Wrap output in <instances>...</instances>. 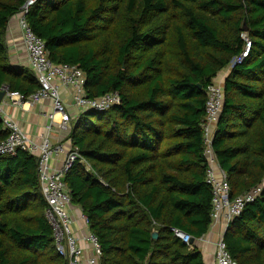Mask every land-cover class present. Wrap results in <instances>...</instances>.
Here are the masks:
<instances>
[{"label":"trees","instance_id":"1","mask_svg":"<svg viewBox=\"0 0 264 264\" xmlns=\"http://www.w3.org/2000/svg\"><path fill=\"white\" fill-rule=\"evenodd\" d=\"M27 1L0 0V88L24 98L39 84L9 63L5 36ZM24 16L52 62L83 71L89 97H121L82 112L67 137L80 157L64 181L98 239L99 263L204 264L170 228L196 240L210 227L202 123L207 87L227 67L212 148L230 198L264 181V0H34ZM242 33L250 52L230 66ZM45 207L36 157L1 156L0 264H65ZM222 238L237 264H264V189Z\"/></svg>","mask_w":264,"mask_h":264},{"label":"built area","instance_id":"2","mask_svg":"<svg viewBox=\"0 0 264 264\" xmlns=\"http://www.w3.org/2000/svg\"><path fill=\"white\" fill-rule=\"evenodd\" d=\"M34 0H28L22 7L21 13L17 17L18 24L22 31V39L26 49L28 68L31 70L39 88L24 98L18 92H11L6 86L0 88L4 91V97L0 100V120L3 128L7 131L4 139L0 140V157L14 155L18 150L26 151L34 155L37 159V179L40 190L46 202L44 216L52 229V236L55 249L58 255L63 258L65 264H83L82 249L78 239L73 232V218L69 207L72 205L69 190L64 181L65 172L72 163L80 157L79 150L73 146L70 140L52 143L50 130L53 123H57L61 128L67 129L72 122L66 104L60 97V89L66 88L74 105L82 112L97 111L102 112L121 102L120 94L111 91L99 96L89 97L86 93V78L83 71L76 65L69 63L56 64L50 60L44 46V41L37 36L29 27L25 20L24 13L27 7ZM245 44L239 54L230 64L242 62L249 54L251 41L246 33L241 34ZM224 77V76H223ZM225 78V77H224ZM223 81H213L206 90L205 120L202 123L203 129V155L207 162L205 180L211 189V224L223 222L226 226L230 221L239 216L244 207L253 202L263 191L264 181L250 190L230 198V186L226 172L220 167L212 148V139L218 117L223 105ZM7 101L22 106L25 101L38 102L42 99H50L53 105V112L48 113V123L45 125L46 131L40 136V141L36 142L29 137L19 126V124L4 111V104ZM59 115V121L55 116ZM77 119V118H76ZM75 119V120H76ZM68 142V147L66 145ZM65 154L62 166L55 168L51 166L53 156ZM85 170H89V164L83 160ZM81 219L88 227V220L82 214ZM173 235L183 243L190 245L192 237L180 229L171 227ZM87 240L92 243L96 256L88 260V264H100V246L97 237L89 232ZM215 259L213 264H237L233 260L226 248V244L221 237L215 245Z\"/></svg>","mask_w":264,"mask_h":264},{"label":"crops","instance_id":"3","mask_svg":"<svg viewBox=\"0 0 264 264\" xmlns=\"http://www.w3.org/2000/svg\"><path fill=\"white\" fill-rule=\"evenodd\" d=\"M19 15V14H18ZM13 16L7 25L5 42L7 47V57L9 63L13 67H25L28 68V61L26 55V49L22 39V31L18 24L17 17ZM30 70V69H29ZM225 77V76H224ZM223 77V79H224ZM60 97L63 103L66 104L69 114L72 116V122L67 129L61 128L57 123H53L50 130V139L52 143H59L68 140L69 132L72 123L81 114V110L78 109L72 102L70 92L66 88H61ZM4 97V96H3ZM2 97V99H3ZM6 99L4 104V111L7 115L11 116L20 126V128L29 135L31 139L38 142L41 139V135L46 131L45 125L48 123V113L53 112V105L50 99H42L38 102L25 101L22 106L15 105ZM59 115L55 116V120L59 121ZM68 142L66 145L68 147ZM65 159V154L53 156L51 159V166L59 168ZM70 214L73 218V232L78 239L79 246L82 249V261L83 264H88V260L96 256V251L93 248L86 236L89 234L88 227L84 225L81 219L82 212L78 206L71 205L69 207ZM226 225L223 222H216L210 224V227L206 234L201 238L193 241L194 246L201 252L204 264H213L215 259V245L216 242L223 237Z\"/></svg>","mask_w":264,"mask_h":264},{"label":"rangeland","instance_id":"4","mask_svg":"<svg viewBox=\"0 0 264 264\" xmlns=\"http://www.w3.org/2000/svg\"><path fill=\"white\" fill-rule=\"evenodd\" d=\"M230 70V67H227L225 69H223L222 71H220L217 76L214 78V81H218L221 80L223 78V76H226L228 74Z\"/></svg>","mask_w":264,"mask_h":264},{"label":"water","instance_id":"5","mask_svg":"<svg viewBox=\"0 0 264 264\" xmlns=\"http://www.w3.org/2000/svg\"><path fill=\"white\" fill-rule=\"evenodd\" d=\"M244 29H246V28H244ZM3 96H4V91L0 90V100L2 99ZM152 236L156 238L157 237V232L153 231ZM193 241H194V239L192 238L191 243Z\"/></svg>","mask_w":264,"mask_h":264}]
</instances>
